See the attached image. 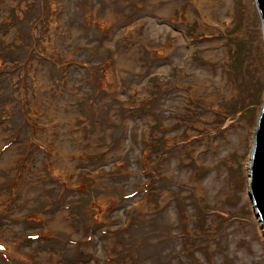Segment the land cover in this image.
<instances>
[{"label":"rangeland","instance_id":"1","mask_svg":"<svg viewBox=\"0 0 264 264\" xmlns=\"http://www.w3.org/2000/svg\"><path fill=\"white\" fill-rule=\"evenodd\" d=\"M263 97L255 0H0V264H264Z\"/></svg>","mask_w":264,"mask_h":264},{"label":"water","instance_id":"2","mask_svg":"<svg viewBox=\"0 0 264 264\" xmlns=\"http://www.w3.org/2000/svg\"><path fill=\"white\" fill-rule=\"evenodd\" d=\"M259 9L264 32V0H255ZM249 199L253 204L254 217L264 233V97L253 139L249 165Z\"/></svg>","mask_w":264,"mask_h":264},{"label":"bare ground","instance_id":"3","mask_svg":"<svg viewBox=\"0 0 264 264\" xmlns=\"http://www.w3.org/2000/svg\"><path fill=\"white\" fill-rule=\"evenodd\" d=\"M208 4H209V2H208ZM201 5V4H200ZM199 5V6H200ZM210 5V4H209ZM209 5H208V7H209ZM212 5V4H211ZM212 9V8H211ZM202 9L200 8V13L202 14V15H207V17L205 18V21H207L208 23H212V24H215V21L207 14L208 12H209V9H207L206 10V12H205V14H203L202 13V11H201ZM214 10H216V8L214 9ZM217 12H219V11H217Z\"/></svg>","mask_w":264,"mask_h":264}]
</instances>
